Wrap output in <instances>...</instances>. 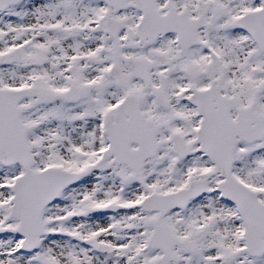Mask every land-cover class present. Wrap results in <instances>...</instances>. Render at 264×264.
<instances>
[{"label":"snow or ice","instance_id":"1","mask_svg":"<svg viewBox=\"0 0 264 264\" xmlns=\"http://www.w3.org/2000/svg\"><path fill=\"white\" fill-rule=\"evenodd\" d=\"M0 264H264V0H0Z\"/></svg>","mask_w":264,"mask_h":264}]
</instances>
